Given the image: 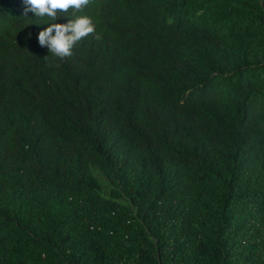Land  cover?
Segmentation results:
<instances>
[{
  "label": "trees",
  "instance_id": "16d2710c",
  "mask_svg": "<svg viewBox=\"0 0 264 264\" xmlns=\"http://www.w3.org/2000/svg\"><path fill=\"white\" fill-rule=\"evenodd\" d=\"M24 9L0 0V264H264V0H91L101 39L47 61L68 17Z\"/></svg>",
  "mask_w": 264,
  "mask_h": 264
},
{
  "label": "clouds",
  "instance_id": "9594fccd",
  "mask_svg": "<svg viewBox=\"0 0 264 264\" xmlns=\"http://www.w3.org/2000/svg\"><path fill=\"white\" fill-rule=\"evenodd\" d=\"M24 15L33 13L36 18L56 21L61 17H68V22L50 24L38 35V43L49 51L44 60L50 58L65 60L73 55V49L83 39L96 34V25L88 15H77L83 12L91 0H24ZM71 17V18H69ZM39 25V24H37ZM58 66V65H55Z\"/></svg>",
  "mask_w": 264,
  "mask_h": 264
}]
</instances>
